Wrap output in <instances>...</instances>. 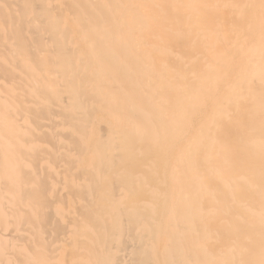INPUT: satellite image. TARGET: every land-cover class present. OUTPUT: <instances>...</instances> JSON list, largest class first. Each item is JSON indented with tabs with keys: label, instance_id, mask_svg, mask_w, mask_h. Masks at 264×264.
<instances>
[{
	"label": "bare ground",
	"instance_id": "obj_1",
	"mask_svg": "<svg viewBox=\"0 0 264 264\" xmlns=\"http://www.w3.org/2000/svg\"><path fill=\"white\" fill-rule=\"evenodd\" d=\"M0 264H264V0H0Z\"/></svg>",
	"mask_w": 264,
	"mask_h": 264
}]
</instances>
